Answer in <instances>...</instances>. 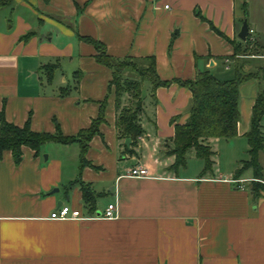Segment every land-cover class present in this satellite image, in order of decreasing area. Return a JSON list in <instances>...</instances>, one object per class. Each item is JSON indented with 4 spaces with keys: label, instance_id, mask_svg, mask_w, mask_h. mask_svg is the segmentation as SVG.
Returning <instances> with one entry per match:
<instances>
[{
    "label": "crops",
    "instance_id": "1",
    "mask_svg": "<svg viewBox=\"0 0 264 264\" xmlns=\"http://www.w3.org/2000/svg\"><path fill=\"white\" fill-rule=\"evenodd\" d=\"M243 21L252 53L237 58L253 71L264 65V0H13L1 8L6 122L76 136L105 105L87 166L78 143H49L38 154L22 147L19 164L10 151L0 154V264H264V150L259 180L252 181V169L234 176L249 159L245 134L264 80L239 86L236 137L208 140L210 172L202 174L203 161L190 169L187 160L172 170L174 158L165 154L191 98L176 81L193 80L200 71L231 79L232 44L240 42ZM81 38L100 42L114 58L154 57L158 78L170 82L152 97L149 85L144 134L132 154L131 140L126 146L118 138L111 72ZM127 103L124 94L121 106ZM260 130L264 139V116ZM134 167L149 175H127ZM233 180H245L244 186ZM80 182L95 195L91 210ZM108 203H116V218H49L60 205L99 214Z\"/></svg>",
    "mask_w": 264,
    "mask_h": 264
},
{
    "label": "trees",
    "instance_id": "2",
    "mask_svg": "<svg viewBox=\"0 0 264 264\" xmlns=\"http://www.w3.org/2000/svg\"><path fill=\"white\" fill-rule=\"evenodd\" d=\"M13 0H0V9L8 7ZM81 40L93 45L98 64L105 66L111 72L110 89L114 90L116 98V129L118 138L131 140L133 153L138 137L144 134L141 126V114L143 113V97L141 94L142 83L148 82L151 88L150 95L158 87H167L170 82L161 81L155 69L154 57L147 58H114L106 54L104 45L90 38ZM248 40L232 44L235 60L234 75L231 79L221 80L209 71H200L193 80L176 81L179 86L190 91L191 98L188 106V117L183 124H174V135L167 145L165 154L174 158L170 169L177 170L186 164V156L193 151L196 158L204 162L202 174L211 171L213 162L212 152L207 142L210 139L229 140L236 137V127L239 121L238 88L242 83L256 80L258 83L264 80V65L256 70H244L245 61L237 57L251 55ZM128 96L127 105L121 106V97ZM105 103H101L100 113L92 121L90 128L80 131L76 136H63L59 131L54 134L44 132H33L30 130L29 122L22 127H17L5 121L3 113L0 112V154L10 151L15 164L22 159V147H28L38 154L42 146L55 143L69 145L78 143L80 145L81 166L89 163L85 159L88 143L98 133V127L103 122V109ZM264 116V91L259 87L250 120L249 131L245 134L249 150L247 161L240 163L234 176H238L245 169H252L254 178L260 179L261 167L258 155L264 150V139L260 130V122ZM174 122V121H173ZM84 202L93 209L95 195L88 190L87 184L80 182ZM257 186L254 187V190Z\"/></svg>",
    "mask_w": 264,
    "mask_h": 264
},
{
    "label": "built area",
    "instance_id": "3",
    "mask_svg": "<svg viewBox=\"0 0 264 264\" xmlns=\"http://www.w3.org/2000/svg\"><path fill=\"white\" fill-rule=\"evenodd\" d=\"M165 9L168 8L167 5L164 6ZM127 175L132 177H146L148 176V170L141 167H134L129 169ZM259 180V179H256ZM237 183L238 188H242L245 180H233ZM117 205L116 203H108L102 212L99 214L91 213L87 214L79 209H74L68 205H60L56 210L52 211L49 215L51 219H89L94 217H101L106 219H113L117 217Z\"/></svg>",
    "mask_w": 264,
    "mask_h": 264
},
{
    "label": "rangeland",
    "instance_id": "4",
    "mask_svg": "<svg viewBox=\"0 0 264 264\" xmlns=\"http://www.w3.org/2000/svg\"><path fill=\"white\" fill-rule=\"evenodd\" d=\"M148 87H149V83H147V82H143V83H142L141 94H142V97H143V98L147 97V89H148ZM192 152H193V151H192ZM192 152L189 151V152L187 153L186 158H187V162H188V164H189L190 169L193 170V168H197L198 165L202 164L203 162H202V160H198L197 158H195L194 155L192 156V154H191ZM220 158H221V157H220ZM221 160H223V164H224L225 166H228L229 163H228V161H225V158H224V157H222ZM199 163H200V164H199Z\"/></svg>",
    "mask_w": 264,
    "mask_h": 264
},
{
    "label": "water",
    "instance_id": "5",
    "mask_svg": "<svg viewBox=\"0 0 264 264\" xmlns=\"http://www.w3.org/2000/svg\"><path fill=\"white\" fill-rule=\"evenodd\" d=\"M247 36H248V26H247L246 21H243L241 28H240V31L237 34V38L240 41L245 42L247 39ZM129 144H130V139L129 138L125 139V145L128 146ZM58 204H60V202H58Z\"/></svg>",
    "mask_w": 264,
    "mask_h": 264
}]
</instances>
